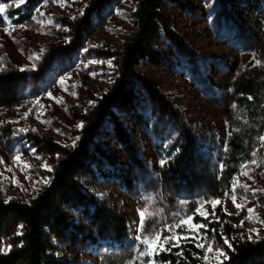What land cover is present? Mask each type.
<instances>
[{"label": "rangeland", "instance_id": "374dc122", "mask_svg": "<svg viewBox=\"0 0 264 264\" xmlns=\"http://www.w3.org/2000/svg\"><path fill=\"white\" fill-rule=\"evenodd\" d=\"M137 1L110 0L90 11L92 0H40L30 21L20 26L0 14V73L19 76L17 101L0 108V191L7 199L29 201L43 188L59 155L54 146L72 144L93 101L110 88ZM160 12L157 42L137 68L140 80L130 86V105L111 114L78 175L82 201L70 218L79 230L69 228L55 241L54 256L65 264H99L112 238L101 226L103 211L128 223L125 241L134 261L127 264H144L143 241L157 229L161 244L164 236L196 235L187 230L198 225L194 220L176 225L189 215L218 221L219 205L234 226L232 240L256 241L264 230V131L220 199L203 189L189 195L165 183L161 155L183 131L215 151L224 146L230 82L254 59L259 62L254 66H264V0H173ZM85 18L88 28L73 48ZM259 69L250 68L248 75ZM123 132L129 145L120 139ZM14 245L12 236L2 240L0 255ZM204 250L201 264L222 259L220 245L209 243ZM153 258L147 259L156 264Z\"/></svg>", "mask_w": 264, "mask_h": 264}, {"label": "trees", "instance_id": "16d2710c", "mask_svg": "<svg viewBox=\"0 0 264 264\" xmlns=\"http://www.w3.org/2000/svg\"><path fill=\"white\" fill-rule=\"evenodd\" d=\"M17 1L13 6L10 4L15 0H0V3L6 5L5 16L10 23L20 26L30 21L40 0ZM92 1L90 11L110 0ZM170 2L173 0L137 1L133 29L115 56V74L110 88L93 101L72 144L54 146L59 155L43 188L29 201L7 199L0 191V243L10 236L15 240L14 248L7 255H0V264H65L54 256L55 241L63 239L69 228L79 230L70 218V212L82 201L78 175L111 114L130 105V86L140 80L137 68L151 56L158 37L160 10L163 4ZM88 25V18H85L75 32L73 48L79 45ZM257 61L249 62L244 71L230 82V105L224 112L229 134L224 146L215 151L203 140H197L183 131L178 141L161 152L164 164L162 179L165 183L173 184L189 195L203 189L216 199L230 191L239 165L249 159L255 137L264 131V66H254ZM250 68H260V71L248 75ZM18 81V74L0 73V108L17 101ZM120 139L129 145L127 133L123 132ZM217 210L218 221L211 222L198 215H194V221L203 225L201 232L202 237L206 234L205 245H220L224 255L218 264H264V230L256 241L232 240L234 226L221 205ZM98 217L101 226L112 235L106 251L99 257V264L134 261V254L127 249L125 241L128 238L126 219L105 211ZM180 245V248L160 250L153 261L156 264L203 262L204 248L183 240ZM164 247L168 249L167 244Z\"/></svg>", "mask_w": 264, "mask_h": 264}, {"label": "snow or ice", "instance_id": "6c2138e0", "mask_svg": "<svg viewBox=\"0 0 264 264\" xmlns=\"http://www.w3.org/2000/svg\"><path fill=\"white\" fill-rule=\"evenodd\" d=\"M19 2L20 3H23L24 0H19ZM17 6H19V5H17ZM5 10H6V5L0 3V14L5 13ZM41 15H43V13H41ZM2 18L5 21L8 20L7 16H3ZM257 63H259V62H257ZM109 65L111 66V62H109ZM21 70L23 71V70H26V69H23L22 68ZM61 83L63 84L64 82L61 81ZM48 95L51 96V93H49ZM53 99H55V98L53 97ZM19 131L20 132H24V131H26V129L20 128ZM260 139L262 141H264V137H261ZM253 155H255V153H253ZM15 159L17 161H19L20 160V156L17 155L15 157ZM252 164H256V161L253 160L252 161ZM48 170L51 171L50 168H48ZM242 187H244L245 190H247V185H242ZM232 192H233V194H232V197L231 198H232V202L235 204L236 203V195L234 194L235 193V188L232 189ZM219 204H220V201L219 200H216V201H214L212 203L213 213L215 212L216 206L219 205ZM236 207L237 208H240V205L239 204H236ZM199 211H200L199 209L196 210L197 213H199ZM252 211H253V209H251V208L248 209V212L249 213H251ZM139 215H140V228L143 230L144 224L146 223L145 213L141 212ZM193 220H194V216L193 215H189L187 217V219H182L180 221V223L176 225V227L177 228H180L181 225H189V224H192ZM201 227H203V225L202 224H199V225H194L193 228L187 229L188 231H195L197 233L196 235H192V236H179V235L178 236H175V237L164 236L163 237V241H164L163 244L159 243V241L161 240V236L158 234L159 230L157 229V231L155 233H153L152 236H150L147 240H144L143 241V244L145 245V247L141 250L140 255L145 257L144 264H152V262H150L147 258L148 257H151V256H154L155 252L158 251V250H170V248H173V247L180 248V246H181L180 245L181 240L194 243L195 246L198 247V248H204L205 247V244H204L203 240H204V238H206V234L203 237L200 236V234H199V228H201ZM250 231L255 232L256 230L255 229H250ZM153 237H154V239H153ZM137 239H140V237H137ZM225 243H228V242L225 241ZM165 244L168 245V249H165V247H164ZM207 251L209 253H211L212 252V247L211 246H208L207 247ZM219 255L220 256H223L224 253L223 252H220Z\"/></svg>", "mask_w": 264, "mask_h": 264}]
</instances>
